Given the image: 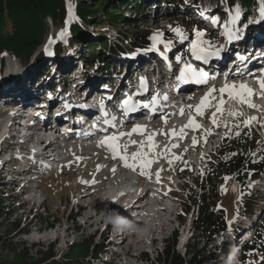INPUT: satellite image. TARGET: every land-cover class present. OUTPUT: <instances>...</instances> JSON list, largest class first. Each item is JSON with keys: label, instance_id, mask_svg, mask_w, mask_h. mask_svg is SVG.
Masks as SVG:
<instances>
[{"label": "rangeland", "instance_id": "1", "mask_svg": "<svg viewBox=\"0 0 264 264\" xmlns=\"http://www.w3.org/2000/svg\"><path fill=\"white\" fill-rule=\"evenodd\" d=\"M93 1H87L86 2L87 7L89 4L93 3ZM132 1L133 0H111V5L117 6L118 8H122L121 10L124 12V17L132 21L131 27L128 28L131 29L132 26L134 25L133 28H135L136 31L147 30L148 31L147 36L149 37L150 41H153L152 45H155V43L163 42L162 38H160L158 41H154L152 39L153 36L159 35L161 37L164 35V31L177 32L174 31V29L180 30L178 32L179 34L177 39L179 37L180 38L185 37L186 40V36L189 35L185 30L186 26L183 25V23H185L183 21V18H185L188 21L189 18L185 16V13H183L185 9H190L191 12L188 11L189 13H196L197 10L203 11V9H208L210 11L209 13L210 17L207 18V20L199 16L195 18L200 24V26L199 24L197 25L199 26V28L195 30V32L199 31L203 33V35L200 37V40L202 42L208 41V37L209 39H211L210 34L221 35V33L218 31L220 28H218L217 30L214 28L215 25H217V23H220L221 25L223 23L224 25H226L224 27L227 29V31H230L232 35L234 34L235 36L237 35L236 33L233 32V30H235L234 25L238 23L239 17L234 24L232 23V17L235 15V13H231L228 11L225 19L220 17L219 14L217 13L218 12L217 5H219L218 0H201L200 2H197V0H195L194 2L199 5H193L195 4V3L192 4L193 0H172L174 4H172V2L169 0L167 1L162 0L165 3H163L160 8L149 9L145 7L142 10V12L141 11L136 12L135 5L133 6L134 8L131 7ZM138 1H139L138 3L144 4L145 6L146 2L144 1L147 0H138ZM149 1L155 2V0H149ZM177 2H181V4H183V7L176 6ZM201 7H203V9ZM109 11L111 12V10ZM116 11L119 10L116 9ZM105 14L106 13L103 12V10H101V12L97 14V17H99L101 20L107 21L109 25L108 26L106 25L103 28L104 29L103 31L97 30V26L100 24H97V26L95 27L92 25L87 28V32L90 33L97 42L103 41L101 38L104 36L105 38L108 39V43L109 42L117 43L115 40L116 36H119L118 35L119 32L117 29L119 27L122 30H126L125 28L126 25H124L125 22L121 18V20H119L116 25L115 24L112 25L111 22L105 18ZM168 16L171 18H167ZM194 17L195 15L193 16V19ZM204 17L206 16L204 15ZM213 21H215V24H213ZM48 22L50 26L49 33L53 35V37H51L53 39L51 40H56L57 42H59L60 33L63 30L55 26V24H53L50 19ZM203 23H209L210 27L201 26V24ZM7 26L8 27L6 28V32L10 34L14 33L15 31L14 23L8 22ZM240 29L242 30L243 27H241ZM227 31L225 32V34L228 37ZM181 33L183 35H181ZM118 38L121 41V38L120 37ZM45 40L46 41L43 42L36 49V51L30 56V58H28L26 61L20 55L16 56V54L10 53L6 50L0 51V78H1L0 88L6 89V92H8L13 90L18 91L21 87H25L26 92H21L22 94H27L31 92L32 93L31 95H35L34 93L37 91V89L42 88L43 85L40 84L38 85V87H35L36 82L39 81L40 75H42L43 73L40 65L43 63L44 59L38 60L40 58L39 56L40 52L43 53L45 52L47 55H49L48 58L51 59V61H49V67L47 69L48 71H50V73H52L51 76H54L57 73L61 75L62 71L60 72L58 68L61 69L62 67H67V66L70 68L65 71L66 76H71L73 78L75 70L76 73H80L81 70L82 73H86L83 69L84 65L79 60L78 53H76L79 51V48H76L77 46L74 45L73 48H67L69 58L67 59H65V57L58 58L54 51L49 52L48 50V47L51 44H53V42L49 41L47 36L45 37ZM196 40L197 37L194 41ZM131 42L132 40H129V42H127L126 40V42L123 43L124 45L122 50H128V47H130ZM180 42L184 44L182 40H180ZM210 42H211V44H209L210 47H216L215 45H217L218 40L216 39V42H214L213 39H211ZM66 44L67 46H69L68 43ZM100 44L101 45L99 47L102 46L101 49L103 51L108 50L109 45L103 42H101ZM148 48L150 47L141 50L143 53L146 54L147 60L152 57V56L148 57V54L145 52L146 50H148ZM75 49L76 52L71 55V52ZM149 51L153 53L152 50ZM158 58H161V56L158 55L156 59ZM111 59L113 60V65H120L118 61L115 60V58L111 57ZM135 60H137V56L135 57ZM85 70H87V68ZM22 71H25L26 73L23 76L22 74H20ZM71 73H73V75ZM45 80L48 82L49 81L53 82V84L55 83L53 78H49V80H47V78L45 77ZM33 82L35 83L33 84ZM21 84H28V85L21 86ZM21 93H19V95ZM52 94L54 95L55 93H52L50 91L47 92L43 91L38 95H44V98H47L49 95ZM253 116H255V114ZM2 117L3 115L0 113V129L4 125V121H5V117L4 118ZM222 119L223 118H220L221 121ZM259 122L260 123L264 122V114L262 115V118L261 120H259ZM246 124L247 126L252 125L251 122H248ZM206 125L210 127L209 124ZM213 129L215 128H212V130ZM247 129H249V131L247 132L249 138H252L254 140L257 139L256 141L262 146L261 148L260 145H258V148L264 150V128H258L257 130L254 129L253 132L250 131V129L252 128H247ZM240 130L241 128H238L236 132H239ZM228 131L229 128L228 130H226V133H229ZM221 133L222 132H220L215 139L207 143L204 152L208 151L209 148H212L218 142ZM149 136L152 137L151 141L148 139ZM207 138L208 137L206 134L205 140H207ZM157 139L158 138L156 137V133L154 131L149 133L144 132L142 135L138 136V142L140 143L143 142L145 144L155 142ZM226 145L228 146V144H225L223 148ZM2 149L3 148L1 147L0 152ZM132 149L133 148L131 147V150ZM219 150L217 152H219ZM136 151L139 150L136 149ZM217 157L218 155H216V158ZM168 167L170 168L171 165H169ZM120 168L124 170L126 169L123 166L122 167L120 166ZM195 169H196L195 165H188L185 161L182 163L181 166H177V168L173 169L171 167V173L174 174L178 173L177 174L178 176H175L172 179V182L173 183L180 182L181 185L180 191L182 193L179 196L183 198L180 199L181 202L173 201L169 196H164V195L161 196V198H159L160 201L155 199L152 200V195L150 196L148 194L149 196H147L146 198L144 197L142 202L141 201L139 202L142 204L149 202L150 204L152 205L154 204V205L151 208L147 207L142 211H140L141 204L136 203L140 197L135 200L136 202L135 201L131 202L127 198L126 203L122 205L123 201L121 202L118 201V197H119L118 196L115 201H112L113 203H116V207L112 208L111 210L109 208L108 210H110V212L105 213V215L101 217L103 218L102 221L100 220L101 218H98L101 215L99 214L101 210L98 211L96 214L92 205H91L92 208L90 207L84 210V216L78 218L77 217L74 218L72 216V214H76L78 212V206H75V204L81 203L86 205L88 202L94 203L95 201L94 205L97 207L98 203H96V198L98 197L100 198V196L96 193H94L92 196L89 197L87 196L85 198H77V199L75 198V201L70 202V205L68 206V202L70 201L72 193L77 191L75 190L76 179L78 178L76 175L78 173H81L83 170V165L81 166L79 162H77L72 167L63 169L62 171L51 170L50 172H46L45 174H42L44 175L43 180L33 181L32 183L34 185L33 186L34 195L29 193L26 196V199L24 196L18 194L20 191V188L18 187L19 184H16L15 185L16 187H14L12 182H9L12 178L15 179V175H13L12 177L10 176L5 177V175L0 173V193L2 192V187L6 186V190H5L6 193L13 198V199L12 198L5 199V200H9L8 202L7 201L5 202L6 209H8L7 216L10 217V221H15L17 224L16 227H13L14 229L13 231H11V234L8 236H3L4 239L0 241V264L28 263V261L23 263L22 258L20 256H17L18 252L16 247L18 248L20 247L23 250L25 247H27L28 252L32 255H37V250L39 249L48 250L51 251L52 254H55V256H53L52 259L51 258L48 259L47 262L49 261L52 262L53 260L64 262L66 261V255L69 253L71 246L74 244L83 243L86 239L89 240L90 244L89 247L87 248V253L81 259V263L83 262L82 264H92V260L98 257L99 260L95 264H107L105 260L106 258H110V257L112 259L110 261L108 260V264H158L157 257L162 253L164 246L166 244L165 241L175 237H177L176 250L177 252H180L182 256L189 257V255H191L190 258H192L198 255L200 252H202L205 248H210L209 251L212 252L211 261L216 263L219 259L220 261L219 264H222L223 263L222 259L224 254L221 251L220 252L216 251L213 247L214 245L216 246L217 240L215 239L216 241H211L214 239V237L206 238L205 240H203L200 232H198V230L195 231L193 229V227L196 226L195 215L199 211L198 204H196L195 206L192 205L191 209L188 210V213L186 214L183 213L185 214V216L181 218L182 220L179 219L181 221L180 225L178 222L179 221L178 216L182 212L181 204H183L184 206V202L188 204L191 203L189 201L191 190L189 188L185 189V184L187 180H189L190 184H192L193 177L202 174L201 172L197 173ZM204 169L205 167H203V170ZM189 172H192V174L187 175V173ZM7 173L11 174L12 172H7ZM32 175H34L32 177V180L41 179L42 177V175L40 174L34 173ZM131 175H133L131 174V172H129L128 175L125 173L122 176V178ZM29 176L26 177L30 178ZM3 178L4 181H6V183L2 181ZM254 180L253 178H248L247 180L248 187H250L255 182ZM32 184H27L26 185L27 188H31ZM103 185H104L103 183L99 184L98 188L102 187ZM129 186L133 187L132 189L134 191H137L136 188H134V186H131V184L127 185L126 187L127 190L130 189ZM155 186H157V184H155ZM230 188H232L233 190L240 188L239 177L237 176L235 177L233 176L232 178L227 177L223 184L220 185L216 184V193L218 194V196L214 206H217L218 208L221 209H225L226 210L225 213H228L229 211L230 213L232 212L233 215H238L240 213V210L242 209L241 204L239 202L240 200L239 198L243 194V192H240L239 194V192L237 191V193L234 194L232 193ZM196 191H198V189H196ZM130 195H135V193H133L132 191ZM165 201L167 202L168 207ZM199 201L200 198H197V203H199ZM40 203H42V205ZM110 204L111 201H108L109 206ZM164 206H166L167 209H164L163 208ZM137 207L139 209H137V213H136L135 210ZM99 209H102V206ZM118 209L120 210L124 209L123 213L126 214L125 219L127 220L128 224L124 222L127 225L125 231L121 229L122 222L119 223L120 225L119 229H116L115 226V228L111 230L109 229L105 230L106 221H107V227H111L115 219L117 218L118 214L121 213L119 212L120 210L118 211ZM241 211L243 212V209ZM95 215L97 216L95 217ZM91 216H93V219H89V217ZM52 217H54V219ZM110 218H114V219H112V221H109ZM51 225H53V228L51 229L48 228ZM128 228L131 229L128 230ZM23 230L26 231L27 233L23 234ZM131 231L136 232V235L129 236ZM121 232H123L121 235L117 234ZM112 235H113V241L114 238H116L115 235H118L119 237H122L119 240L120 242L121 240L126 239L125 245H127V243L132 244V249L129 255H126L123 247L119 246L120 242L117 244V246H115V243L112 242ZM89 237L93 239H89ZM185 243H187L186 246ZM144 255L147 256L149 260L148 262L142 260Z\"/></svg>", "mask_w": 264, "mask_h": 264}, {"label": "trees", "instance_id": "2", "mask_svg": "<svg viewBox=\"0 0 264 264\" xmlns=\"http://www.w3.org/2000/svg\"><path fill=\"white\" fill-rule=\"evenodd\" d=\"M87 1L93 0H0V51L6 50L16 54V56L20 55L26 61L36 49L46 41V36L49 41H53L51 40L53 39L51 38L53 35L49 33V19L55 26L61 28V30L64 31L67 29L72 33V43H75L74 40H77L79 41V45L85 47L86 54L83 52L82 58L87 62L89 67L91 65L93 66L95 63L99 65V63H101L100 61H102L103 63L100 67H106L107 69V63L110 62L109 55L120 52L119 50H122L123 43L126 42V40L127 42L132 40L130 49L139 47L144 41H148V31H136L135 28H133L134 25L131 29L128 28L131 27L132 21L124 17V12L121 10L122 8L112 6L111 0H94L88 7L86 4ZM218 1L219 5H217V11L224 17L226 16L227 9L236 12V7L239 6V17L242 26L253 24L260 16L259 7L261 0ZM138 2V0H133L131 7L135 5V11L142 12L145 6ZM148 2L154 4V1L148 0ZM197 2H200V0H197ZM116 9L119 11H116ZM101 10L106 13L105 18L110 21L112 25H116L121 18L125 22L124 25H126V30H122L119 27L118 29L116 28L119 32L118 37L121 38V41L118 38L116 41L117 43H108V39L103 36L101 38L103 41L97 42L93 36L87 32V28L92 25L95 27L97 24H100L97 26L98 31H103V28L109 25L107 21L97 17V14L101 12ZM109 10H111V12ZM183 21L186 24L188 34L191 33L194 28L196 29L193 19L189 18V22L183 18ZM8 22L14 23V33L10 34L6 32ZM189 35L190 37L192 36V34ZM101 42L109 45L107 51H103L101 49L102 46L99 47ZM55 48L60 49V43H57ZM58 51L59 50H57V52ZM44 55L45 52L39 53L40 57ZM46 61L49 63L50 59L46 58ZM116 61L120 64L119 60ZM83 65V68L86 69V65ZM241 137L239 142H233V144L229 148H226L223 154L217 158L215 164L209 168L211 174H206L202 181H198V185L201 187L200 195L198 190L197 192L194 191L195 197H193L194 195L192 196V201L194 203H197V198L200 196V201L198 203L199 211L195 215V229L200 232L202 239L204 237H212L219 230L223 229L225 222H227L223 210L216 209L214 206L218 196L216 193V184L221 183L222 176L236 173L242 184H244V181L249 175H251V177L256 176L264 170V150L255 148L257 144L254 139L248 138V136L244 134H242ZM192 190L194 189L192 188ZM3 194L4 193L0 194V241L4 239L3 236L10 235L11 231L14 229L13 227L17 225L15 221H10V217L7 216L8 209H6L5 201L8 200H5L6 198H4ZM252 204L251 201L247 202V207ZM189 207L190 206H188V208ZM52 218L54 219V217ZM25 233L27 232L23 230V234ZM89 239L93 238L89 237ZM176 243L177 237L166 241L164 252L158 257V264H213L210 258L212 254L207 253L208 250L204 249L198 255L190 258L191 255L186 257L182 256L180 252H177ZM89 244V240L86 239L83 243L72 245L69 253L66 255V261L64 262L56 260L47 262L48 259H52L53 256H55V254H52V252L48 250L39 249L37 250V255H32L28 252L27 247H25L24 250L20 247H16V249L18 252L17 256L22 258L23 263L28 261L27 264H82L83 262L81 263V259L87 253ZM259 251L262 254L264 253V223L258 229L253 240L245 248L243 257L248 258L250 255ZM146 260H148V258Z\"/></svg>", "mask_w": 264, "mask_h": 264}, {"label": "snow or ice", "instance_id": "3", "mask_svg": "<svg viewBox=\"0 0 264 264\" xmlns=\"http://www.w3.org/2000/svg\"><path fill=\"white\" fill-rule=\"evenodd\" d=\"M259 12H260L261 18H264V0H261ZM239 16H240V8H239V6H237L235 15L232 17V23L233 24L236 22V20L238 19ZM174 31L179 32L180 30L174 29ZM226 31H227V29H226ZM227 34L229 35L230 39L234 38L230 31H227ZM64 35H65V31H62L60 33V36L63 37ZM181 35H183V34L181 33ZM202 35H203L202 32L197 31L196 32L197 40L194 41L192 44V50L197 55V59H206L207 55H218L219 54L218 52L209 53L207 51V49L201 47L202 43H206V42H202L200 40V37ZM152 39L154 41H158L160 39V36L159 35L153 36ZM188 67L190 68V66H188ZM201 75H203V74H201ZM260 84H261V87L264 88V80H261ZM239 88H240V90L237 91L235 85H231V86L226 85L224 88L220 89V91H221V93L228 91L231 96L239 97V99L242 103H249V105L251 107H255V105L251 104V102L247 99V96L252 95V90L243 84L240 85ZM211 91H214V89L210 90V93H211ZM206 100H207V96L205 97V101ZM224 103H225V101L223 99H221L220 104L223 105ZM124 104H128V100H125ZM202 107H203V103L200 107H198V111H200V109ZM240 115H242V113H240ZM252 119H254V118H252ZM248 122L249 121H245V123H248ZM191 123L195 124V121L193 120ZM213 123H216L215 114H213ZM141 128H142V126L137 125L136 128L133 129V131L135 132L137 130H140ZM123 135H130V133L129 134L120 133L119 136H116V135L108 136V137H105V139L103 141H101L100 143L102 145L106 144L116 155H120L121 154L120 149L122 147H126L125 145H120L118 143L120 136H123ZM148 139L151 141L152 137L149 136ZM152 147L154 148L155 144H153ZM147 155L148 154L146 152L138 151L136 153H133L131 158L128 155H123L121 158L123 159L126 167L135 168L137 166V163H138L142 169H145V168L149 167L151 165V163L153 162L152 160L147 159ZM130 159L132 161L131 163L129 162ZM143 174L147 175L146 172H144Z\"/></svg>", "mask_w": 264, "mask_h": 264}, {"label": "bare ground", "instance_id": "4", "mask_svg": "<svg viewBox=\"0 0 264 264\" xmlns=\"http://www.w3.org/2000/svg\"><path fill=\"white\" fill-rule=\"evenodd\" d=\"M156 2H157V0H155ZM154 4H155V2H154ZM167 18H171V17H167ZM235 26V25H234ZM226 32V31H225ZM225 32H224V34L223 35H225V37H226V40L228 41V42H231L232 40L231 39H236V36H235V34L233 35V37L234 38H229V35H228V37L226 36V34H225ZM233 32L235 33V30H233ZM237 34V33H236ZM170 50H171V48L166 52V54H168L169 52H170ZM159 60H161V58H158L157 59V61H159ZM50 61H51V59H50ZM53 61V60H52ZM137 64L138 63H140L141 61H147V66H145V67H151V66H153V63L151 62V60H147V58H146V54L145 53H143L142 55H139V56H137ZM59 62V61H58ZM4 65H5V63H4ZM49 65V64H48ZM136 65V64H135ZM144 67V68H145ZM84 69V68H83ZM79 71V70H78ZM84 71H86L85 69H84ZM5 72V71H4ZM48 73H50V71H47ZM62 73H63V71H62ZM65 73V72H64ZM80 73H82V70L80 71ZM20 74H22V76L23 75H25L26 73H25V71H22ZM72 75H73V73H71ZM64 75H66V73L64 74ZM75 77H76V70L74 71V76H73V79H74V81H75V83L77 84V85H83L84 83H87V82H89L91 79H93V78H96V77H93V78H90V79H87V77L86 78H83V79H80V78H76L75 79ZM65 78V77H64ZM65 83H66V80L64 81ZM64 84H62V86H63ZM68 84H66L65 86H67ZM32 86V85H31ZM228 86H231V84L230 83H228ZM33 87V86H32ZM40 87V86H39ZM28 88V87H27ZM14 89V88H13ZM17 90V89H16ZM27 91H28V89H27ZM9 93H21V92H26V88L25 87H21L18 91H8ZM8 92H6V89H3V88H0V95H4L5 93H8ZM32 93L30 92V93H27V94H20L21 96H32L31 95ZM35 94V93H34ZM13 95H10V97L9 98H6L5 100L6 101H8L9 99H11V97H12ZM10 102L11 101H13V99H11V100H9ZM223 118V117H222ZM225 118V117H224ZM4 127H3V131H2V135H4V133L6 132V130H7V127H8V129H10V127L12 126H10V125H7V124H4L3 125ZM214 126V125H213ZM143 128H145V127H142L141 129H143ZM140 129V130H141ZM17 135H19L20 134V130L19 131H17ZM16 135V134H15ZM145 135V134H144ZM143 137V136H142ZM105 138V137H104ZM148 140V139H147ZM69 143V142H68ZM138 144H143V142H138ZM1 148V147H0ZM2 148H4V146L2 147ZM74 147H72V148H70V150L71 149H73ZM177 153H179V152H177ZM184 157L185 156H187V154H184L183 155ZM171 160V159H170ZM171 161H174V159L173 160H171ZM27 176H29V175H27ZM12 177V176H11ZM24 177V176H23ZM152 184H155V183H152ZM129 190H127V192H126V195L125 196H119L118 197V201H123L124 202V200H125V198L126 197H129V195H130V193L133 191V193H135L136 191H134L132 188L133 187H130L129 186ZM155 188H157V186H154V187H150V188H148V190L145 192V193H143V194H141V196L139 195L137 198H139L138 200H137V202L136 203H140L139 201H141L142 202V200L144 199V197L146 198L147 196H149L148 194H149V191L151 190H153V192L155 191ZM151 193V192H150ZM130 196H132V195H130ZM159 198H161V196L159 197ZM159 198H152V200L153 199H155V200H158V201H160L159 200ZM129 200V199H128ZM123 202H122V205H123ZM132 202V201H131ZM141 204V208H140V211H142L143 209H145V208H147V207H149V208H151V207H153V205L152 204H150L149 202H146V203H140ZM102 205V204H101ZM121 206V205H120ZM101 207V206H100ZM116 207V203H113V202H111V204H110V206H109V208H110V210L112 209V208H115ZM131 207V206H130ZM129 207V208H130ZM164 209H167V207L166 206H164L163 207ZM137 209H139L138 207L136 208V213H137ZM100 210V209H99ZM98 209H96L95 210V212H96V214H97V212L99 211ZM110 210H108L106 213H109L110 212ZM120 209H118V211H119ZM122 211V209L119 211V212H121ZM96 216V215H95ZM89 219H93V216H91V217H89ZM102 219L103 218H101L100 220L102 221ZM112 219H114V218H110V220L109 221H112ZM120 222H122V227H121V229H123L124 231H125V228L127 227V225L124 223L125 222V220H119V223ZM246 222H249L248 220H246ZM86 223V222H85ZM109 224H112V223H109ZM114 224V223H113ZM113 224H112V226H113ZM131 224V223H130ZM132 227V226H131ZM119 228H120V225H119ZM131 228H128V230H130ZM247 231V230H246ZM132 235H136V232H132L131 231V233L129 234V236H132ZM120 241H118V243H119ZM117 243V244H118ZM125 243H126V239H123V240H121V242H120V244H119V246H122L123 247V249H124V252H125V254L126 255H129L130 254V252H131V249H132V244H129V243H127V245H125Z\"/></svg>", "mask_w": 264, "mask_h": 264}]
</instances>
